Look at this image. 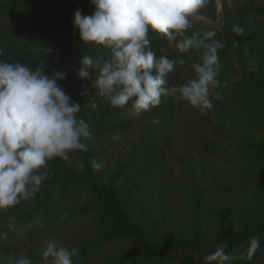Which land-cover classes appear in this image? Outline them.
Segmentation results:
<instances>
[{"label": "trees", "instance_id": "obj_1", "mask_svg": "<svg viewBox=\"0 0 264 264\" xmlns=\"http://www.w3.org/2000/svg\"><path fill=\"white\" fill-rule=\"evenodd\" d=\"M245 1L236 11L224 3L223 36L198 22L183 33L214 30L224 45L218 79L228 84L215 90L221 98L212 96L214 114L203 119L171 96L133 116L131 102L113 108L97 94L95 70L78 77L85 54H110L81 41L73 26L77 9L94 13L90 0H0L2 58L33 69L43 59L45 74L65 72L58 83L81 105L93 136L87 152L48 162L53 174L34 199L0 212V264L20 256L46 264L41 253L51 239L79 249L73 264H203L223 243L238 257L252 237L261 241L255 256L232 264H264V0ZM148 36L156 57L165 55L166 37L152 29ZM201 54H178L185 64L169 83L191 78Z\"/></svg>", "mask_w": 264, "mask_h": 264}, {"label": "clouds", "instance_id": "obj_2", "mask_svg": "<svg viewBox=\"0 0 264 264\" xmlns=\"http://www.w3.org/2000/svg\"><path fill=\"white\" fill-rule=\"evenodd\" d=\"M90 2L95 5L94 13L83 15L77 9L73 26L78 29L81 41L100 45L110 54L107 60L105 55L85 54L76 71L80 78H91V70H95L97 94L105 97L113 108H126L131 102L130 114L138 117L159 106L163 96L201 109L213 106V95L221 98V93L215 90L226 87L228 81L218 79L219 50L224 45L214 39L215 31H194L176 40L178 34L192 27L207 0ZM150 29L163 34L169 42L175 41L180 53L201 51L199 59L191 64L194 73L191 78L179 85L169 83V74L177 64L184 65L185 59L166 55L157 58L151 50ZM233 31L242 33L243 29L234 25ZM52 51L45 48L44 55ZM3 56L4 49L0 48V212L34 199L43 182L53 174L48 162L54 158L67 161L75 151L87 152V141L93 138L90 125L79 115L81 105L58 83L66 78L65 72L54 69L45 74L47 65L43 59L33 69L18 61L4 60ZM92 107L97 105L93 103ZM90 163L96 170L102 167L95 160ZM8 227H15L14 218ZM260 246V238L252 237L247 249L237 257L226 253L228 244L223 243L204 256L203 264L250 261ZM78 254V248H68L51 239L41 256L46 264H73L72 258ZM10 264H32V260L20 256Z\"/></svg>", "mask_w": 264, "mask_h": 264}, {"label": "rangeland", "instance_id": "obj_3", "mask_svg": "<svg viewBox=\"0 0 264 264\" xmlns=\"http://www.w3.org/2000/svg\"><path fill=\"white\" fill-rule=\"evenodd\" d=\"M224 3L229 6L230 8H233L234 11L239 10L242 5H246L245 0H215V1H208L206 6L203 7L197 17L192 21L193 22H198L199 24H203L205 26L214 28L218 30L219 34H223L224 26H225V7ZM178 35H183L178 34ZM178 35L176 37V40L178 41ZM223 36V35H222ZM163 53L170 58H179L177 55L178 54H183L180 53L177 48H176V42L172 41L169 42L167 41V38L164 39L163 41ZM184 104L186 105V108L201 116L203 119H209L213 116L214 114V108L213 106L208 109H201V108H195L191 106L188 102L184 101Z\"/></svg>", "mask_w": 264, "mask_h": 264}]
</instances>
